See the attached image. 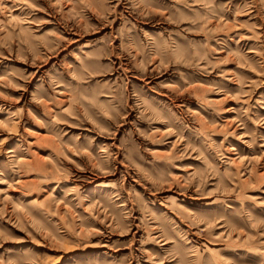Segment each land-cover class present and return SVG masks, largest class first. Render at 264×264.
<instances>
[{"label":"rangeland","instance_id":"obj_1","mask_svg":"<svg viewBox=\"0 0 264 264\" xmlns=\"http://www.w3.org/2000/svg\"><path fill=\"white\" fill-rule=\"evenodd\" d=\"M0 264H264V0H0Z\"/></svg>","mask_w":264,"mask_h":264}]
</instances>
